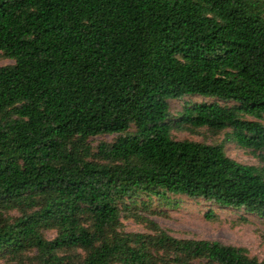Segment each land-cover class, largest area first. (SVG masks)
<instances>
[{"label": "trees", "instance_id": "obj_1", "mask_svg": "<svg viewBox=\"0 0 264 264\" xmlns=\"http://www.w3.org/2000/svg\"><path fill=\"white\" fill-rule=\"evenodd\" d=\"M0 256L17 264H264L246 249L120 230L142 194L264 217L262 167L172 128L231 130L264 154V0H0ZM233 103L185 107L169 100ZM249 119H248V118ZM117 135L90 152L91 137ZM205 218H211L205 215ZM56 235L47 239L44 231Z\"/></svg>", "mask_w": 264, "mask_h": 264}, {"label": "rangeland", "instance_id": "obj_2", "mask_svg": "<svg viewBox=\"0 0 264 264\" xmlns=\"http://www.w3.org/2000/svg\"><path fill=\"white\" fill-rule=\"evenodd\" d=\"M12 60L4 58L0 53V67L12 65ZM217 102L222 106H233L213 98L188 96L180 100H169L171 122L178 121L185 107L193 104ZM248 118V117H247ZM249 119V118H248ZM231 130L213 132L207 128H172L171 137L176 141H193L208 145L223 146L225 154L244 165L262 167L261 152L240 147L232 138ZM117 135H102L88 138L85 143L90 152L95 153L100 143H112ZM120 207V230L132 233H150L151 230L141 222L139 217L154 221L160 228L178 239H194L216 241L224 245L242 247L249 256L264 261V217L246 213L243 210L224 208L202 199H190L181 195L164 193L163 195L142 194L133 199H125ZM211 218H205V215ZM18 217L16 212H0V225L4 219ZM47 239H53L55 231H44ZM0 264H17V260L0 256ZM193 264H209L194 261Z\"/></svg>", "mask_w": 264, "mask_h": 264}]
</instances>
